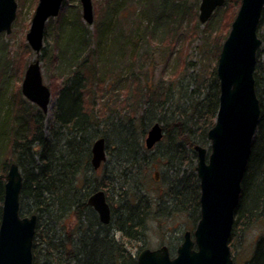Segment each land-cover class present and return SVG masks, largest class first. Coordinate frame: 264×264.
<instances>
[{
	"label": "trees",
	"instance_id": "16d2710c",
	"mask_svg": "<svg viewBox=\"0 0 264 264\" xmlns=\"http://www.w3.org/2000/svg\"><path fill=\"white\" fill-rule=\"evenodd\" d=\"M232 1L239 8L241 0ZM232 1L219 8L221 17L213 15L202 27L197 3L190 6L187 0H136L135 4L93 0L101 7V15L92 26L74 12L64 21V35L72 32L68 46L62 44L64 38L57 41L52 58L43 48L39 59L47 63L51 58L54 69L60 62L58 75L66 76L58 92L51 88L57 103L49 125L45 126L46 114L39 108H25L28 104L18 88L11 101L17 99L21 105L0 119V224L7 172L16 161L24 180L21 216L38 218L34 264L38 260L44 264H138L119 236L144 242L153 224L163 230L166 221L181 215L199 220L195 148L209 143L208 134L216 123L217 66L235 18ZM258 36L262 47L254 77L261 117L233 232L241 221L242 228L249 227L264 212V10ZM159 48H165L171 60L174 57V64L170 73L172 64L157 80L154 60ZM195 49L198 58L193 62L190 52ZM22 61L16 58L14 76L19 75ZM151 63L152 69H146ZM3 94L0 89V113ZM156 123L162 126L164 138L148 150L145 140ZM100 138L105 139L107 155L115 157L106 161L102 180L91 163L93 144ZM110 141H114L112 148ZM116 168L122 173L118 175ZM155 168L160 182L152 190L147 185ZM100 190L110 206L122 211L109 225H103L88 204ZM169 246L175 251V246ZM248 264H264V235Z\"/></svg>",
	"mask_w": 264,
	"mask_h": 264
},
{
	"label": "water",
	"instance_id": "95a60500",
	"mask_svg": "<svg viewBox=\"0 0 264 264\" xmlns=\"http://www.w3.org/2000/svg\"><path fill=\"white\" fill-rule=\"evenodd\" d=\"M86 24L94 23L93 0H80ZM64 0H40L32 19L27 41L37 58L44 48L45 29L50 19L59 16ZM226 0H202L199 20L206 24ZM16 0H0V34H11L17 18ZM264 0H241L240 10L224 42L217 66L220 81L219 110L215 126L210 130V154L196 147L200 180L201 219L192 234H184L182 244L173 253L164 245L156 250L144 249L138 264H235L229 242L235 213L242 191V180L261 117L256 93L255 71L262 41L258 27ZM22 94L45 114L53 100L44 83L39 59L26 71ZM164 137L156 123L149 130L146 147L152 150ZM105 139H97L92 147V166L98 170L106 161ZM157 178H158V174ZM23 175L17 164L9 166L4 187V204L0 224V264H34L33 245L38 218L22 217L20 196ZM88 204L98 213L102 224L111 222V208L104 191L94 193Z\"/></svg>",
	"mask_w": 264,
	"mask_h": 264
},
{
	"label": "rangeland",
	"instance_id": "374dc122",
	"mask_svg": "<svg viewBox=\"0 0 264 264\" xmlns=\"http://www.w3.org/2000/svg\"><path fill=\"white\" fill-rule=\"evenodd\" d=\"M16 1H18L17 3H19V6H21V8H19V14H21V16H18L16 20L18 19L20 20L16 24H14L13 31L11 34L5 33L3 34V36H0V82H3V87H4V88H0L4 92L3 94L4 98H3V103H2L3 108L0 113L1 120L7 114V112H9V110L11 111L13 109V106L17 108L21 105L17 99L16 100L14 99L13 101H11L12 94L16 86L18 90H20L22 93V84L24 81L27 68L32 62H34L37 59L36 53L32 50V48L30 47L27 41V34L30 31L31 20L36 12V8L38 7L40 0H16ZM99 1H102V0H99ZM135 1L136 0H131V3L135 4L136 3ZM187 1L190 3V6L197 3V8H196L198 12L197 16H198V21H200L199 15H200V5H201L202 0H187ZM240 6L238 8V6L234 4V1L230 2V7H231L230 10H232V13H233L232 18L235 17L233 22L235 21L237 17V14L240 10ZM220 8H224V6ZM93 9H94V20H96L97 18L99 19L101 15V7H99L96 4H93ZM77 11L83 17L82 5H81L80 0H64V6L60 13L61 15L58 16L57 18L51 19L48 22L46 29H45L44 47L48 50L49 53L48 52L47 53L50 54L51 58L53 54L56 53L57 41H60V39L62 40L64 38V41L62 44L64 46H68V43L70 39L72 38V32L67 33L66 36L64 35L65 29L67 28L64 21L67 18H70L71 16H73ZM220 14H221V10L217 9L215 11L214 16L217 15V17H221ZM132 18L133 16H131L129 20L132 21ZM232 24H231V28H232ZM205 25H203L202 27H204ZM231 28L229 30V33L231 31ZM222 44L224 45V43ZM168 55H170V53L167 50H165V48L156 49L154 66H157L156 68L157 72H156V77H155V79L157 80H160V77H162L161 72H163L165 69H168V66H170L171 64H172V67L169 68L170 70L168 71L170 73L173 70L174 61L172 62V60L174 59V57H172V60H171L170 56L168 57ZM16 58H21L23 60L21 63H19V68H18L19 77L14 76L12 72L14 70V67L17 66L15 65ZM51 58H48L47 63L41 61L42 76H43L45 85L50 87V89L51 88H53V90L55 89V91L58 92L60 88L62 87V83L64 79L66 78V76L64 75V77L62 78L60 75H58L59 73L57 70V66H59L60 68V64H59L60 62L57 63L56 68L54 69V67L50 63L52 60ZM196 58H198V52L195 49L194 51L190 52V59H192L193 62H195ZM150 60H148L147 62H149ZM212 64H210V66H212ZM152 67H153V64L151 63L150 65L146 66V69L150 70L152 69ZM20 68H21V71H20ZM53 74L59 77H55L53 76ZM108 76H110V74ZM166 77L168 78V73ZM23 99H25L28 104L26 105L24 103L26 108H31L32 106H35L33 103L29 102L24 96H23ZM56 103H57L56 98H53V100L50 103L49 112L48 114H46L45 126L49 125L48 121L52 119L54 116L55 109H56ZM35 107L38 109L37 106ZM24 110L27 111L28 109H24ZM31 110L32 111L29 110L30 113H33V109ZM101 131H106L107 134H110V130L101 129ZM110 138L113 139L114 136H111ZM208 142L209 143H207L204 146V148H206L210 152L211 142L210 141ZM113 143L114 141H110L109 143L111 148L114 147ZM112 159H115V157L107 155V161H111ZM121 170L119 171L116 168L115 172L119 175L122 173ZM103 172H104V167L102 168L101 171L98 172L100 176L99 177L100 180H102ZM157 172L158 170L156 168L154 171L151 172L150 181H149V185H147V188L152 189V190L158 189V186H159L158 182H160V176H158V179H156ZM124 182L125 180L123 179V183ZM120 189L121 187L119 186L118 190ZM112 198L114 202L117 200L115 195H113ZM198 216L200 220L201 208H200V215L198 214ZM199 220L195 222L193 221V219H191L187 215H181L179 217H174V218H171V220L169 219L168 221H166V223L164 224L163 230L161 229L159 225L153 224L151 225L150 235L146 238L144 242H141V245L144 248H149L151 250H156L163 245H172V246H175L174 253H176L177 248L182 243L181 236L184 234L185 231H190L193 233L197 227ZM243 224H244V221H241V223H239L236 230L233 232V235L229 242V247L231 250L232 258L235 264H248L250 259L252 258L254 254L256 242L264 235V212H262L259 215V217L251 223L249 227L242 228L241 226ZM138 245L139 243H133V247L129 245V247L131 248L132 252H134V254H136L138 250L140 251V249L137 250ZM38 264H44V262L42 260H38Z\"/></svg>",
	"mask_w": 264,
	"mask_h": 264
},
{
	"label": "flooded vegetation",
	"instance_id": "af4514ba",
	"mask_svg": "<svg viewBox=\"0 0 264 264\" xmlns=\"http://www.w3.org/2000/svg\"><path fill=\"white\" fill-rule=\"evenodd\" d=\"M105 165H106V161L101 165V167H100V169L98 170V172L99 171H101L102 170V168L103 167H105ZM110 208H111V217H112V219H113V217H117V216H119L121 213H122V211H121V209L118 207H116V206H114V207H112V206H110ZM119 239H120V241L127 247V249H128V251L130 252V253H133L134 254V252H132V250H131V248L129 247V245H131L132 247H133V243H139V245H138V247H137V250L138 249H141L140 251L138 250L137 251V253L136 254H134V256L137 258L138 257V255H139V253L144 249V247L141 245V242H143V241H141V240H132V241H128L127 239H125V238H123V237H121V236H119L118 237ZM144 244V243H143Z\"/></svg>",
	"mask_w": 264,
	"mask_h": 264
},
{
	"label": "bare ground",
	"instance_id": "6f19581e",
	"mask_svg": "<svg viewBox=\"0 0 264 264\" xmlns=\"http://www.w3.org/2000/svg\"><path fill=\"white\" fill-rule=\"evenodd\" d=\"M16 2H18V1H16ZM17 5H18V8H17V17L18 16H21V14H19V8H21V6H19V3H17ZM34 17V16H33ZM33 17H32V19H33ZM31 23H32V20H31ZM30 27H31V25H30ZM6 89V88H5ZM16 93H18V91H17V86L15 87V89H14V92H13V94H12V98H13V95L15 94L16 95ZM14 95V96H15ZM27 99V98H26ZM28 100V99H27ZM29 101V100H28ZM30 102V101H29ZM32 103V102H31ZM25 107V106H24ZM26 108V107H25ZM7 153V151H5V152H3L2 154H1V156L2 155H4V154H6ZM27 156H28V159H27V161H26V165H25V167L26 168H28V164L30 163H28V160H30V157H29V155L27 154ZM12 164H17L18 166H19V164L16 162V161H12L11 163H10V165H12ZM23 183H24V180H23ZM23 188V187H22Z\"/></svg>",
	"mask_w": 264,
	"mask_h": 264
}]
</instances>
